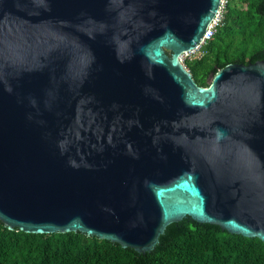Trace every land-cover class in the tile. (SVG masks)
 Wrapping results in <instances>:
<instances>
[{
	"label": "water",
	"instance_id": "obj_1",
	"mask_svg": "<svg viewBox=\"0 0 264 264\" xmlns=\"http://www.w3.org/2000/svg\"><path fill=\"white\" fill-rule=\"evenodd\" d=\"M220 0H0V223L145 254L185 218L264 244V61L198 86Z\"/></svg>",
	"mask_w": 264,
	"mask_h": 264
},
{
	"label": "trees",
	"instance_id": "obj_2",
	"mask_svg": "<svg viewBox=\"0 0 264 264\" xmlns=\"http://www.w3.org/2000/svg\"><path fill=\"white\" fill-rule=\"evenodd\" d=\"M202 53L184 61L202 87L228 64L264 61V0H227L222 23ZM0 264H264V244L188 217L168 225L145 254L79 232L32 234L0 223Z\"/></svg>",
	"mask_w": 264,
	"mask_h": 264
},
{
	"label": "built area",
	"instance_id": "obj_3",
	"mask_svg": "<svg viewBox=\"0 0 264 264\" xmlns=\"http://www.w3.org/2000/svg\"><path fill=\"white\" fill-rule=\"evenodd\" d=\"M227 0H220V5L218 11L216 12L214 18L207 26L199 44L191 51L185 52L180 56V60L184 63L185 60L197 59L202 56V47L205 45L216 33L218 27L222 23L223 13L225 11V4Z\"/></svg>",
	"mask_w": 264,
	"mask_h": 264
},
{
	"label": "rangeland",
	"instance_id": "obj_4",
	"mask_svg": "<svg viewBox=\"0 0 264 264\" xmlns=\"http://www.w3.org/2000/svg\"><path fill=\"white\" fill-rule=\"evenodd\" d=\"M239 2V1H238ZM226 5V4H225ZM238 5H240V7H242V8H246V4L245 3H243V2H239L238 3ZM211 77H212V74H210V76L207 78V83H209L210 82V80H211Z\"/></svg>",
	"mask_w": 264,
	"mask_h": 264
}]
</instances>
